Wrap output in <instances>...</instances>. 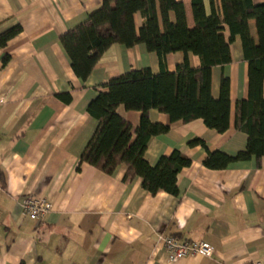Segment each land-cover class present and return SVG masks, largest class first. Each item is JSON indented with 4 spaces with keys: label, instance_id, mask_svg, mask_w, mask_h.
<instances>
[{
    "label": "crops",
    "instance_id": "1",
    "mask_svg": "<svg viewBox=\"0 0 264 264\" xmlns=\"http://www.w3.org/2000/svg\"><path fill=\"white\" fill-rule=\"evenodd\" d=\"M102 1L0 0V35L22 28L0 50V170L6 177L5 187L0 181V264H264V160L261 166L253 158L210 170L203 165L206 151L189 146L200 139L210 151L229 156L247 147L248 136L235 127L236 105L249 96V64L240 36L231 44L232 62L212 72L216 99L222 78L230 79L227 132L211 130L203 120L171 123L168 115L150 111L153 123L170 126L166 135L150 140V165L176 150L192 161L179 175L178 197L152 195L139 178L125 180L124 165L112 176L88 164L76 171L98 128L87 108L107 91L102 85L132 70L160 72L158 56L144 45H114L86 82L78 79L60 38L100 9ZM178 1L194 28L191 0ZM204 1L209 13L210 0ZM143 23L136 14L138 31ZM250 30L258 47L255 21ZM225 36L229 40L228 28ZM188 59L200 68L198 57ZM184 60L183 53L169 54V72ZM67 93L69 103L57 97ZM118 114L139 126L140 113L121 107ZM27 197L51 201L52 212L42 221L28 218L22 211ZM160 236L206 242L214 255L170 263Z\"/></svg>",
    "mask_w": 264,
    "mask_h": 264
},
{
    "label": "trees",
    "instance_id": "2",
    "mask_svg": "<svg viewBox=\"0 0 264 264\" xmlns=\"http://www.w3.org/2000/svg\"><path fill=\"white\" fill-rule=\"evenodd\" d=\"M258 0H210L207 12L204 0H191L194 28H190L185 4L178 0H103L102 6L87 20L66 32L60 43L66 52L74 74L86 82L99 61L114 45L132 49L144 45L149 53L158 56L160 72L151 69L132 70L111 79L89 104L87 113L98 122V128L87 145L76 171L88 164L112 176L120 166L127 167L125 180L141 179L142 189L152 195L164 192L179 196L178 178L192 161L180 151L161 157L152 166L146 160L150 140L166 135L170 126L153 123L150 111L168 115L171 123H190L203 120L207 128L220 134L230 129V79L223 77L220 94L212 95V72L215 67L232 62L231 44L240 36L244 57L249 64V96L236 105V129L248 136L245 150L236 156L212 152L200 139L192 140L190 147L206 151L204 167L225 170L237 162L255 158L261 166L264 160V2ZM144 23L139 31L135 15ZM174 14L175 20H171ZM255 21L259 46L251 35L250 22ZM230 31L229 40L225 29ZM22 28L14 27L0 35V50L20 35ZM173 53L185 54L174 73L169 72L166 57ZM188 55L201 61L193 68ZM10 56L4 58L7 65ZM69 103V93L57 95ZM141 114L140 124L134 126L118 114ZM0 181L6 186V177L0 170Z\"/></svg>",
    "mask_w": 264,
    "mask_h": 264
},
{
    "label": "built area",
    "instance_id": "3",
    "mask_svg": "<svg viewBox=\"0 0 264 264\" xmlns=\"http://www.w3.org/2000/svg\"><path fill=\"white\" fill-rule=\"evenodd\" d=\"M52 210L53 204L51 201L39 197H27L22 205L23 214L36 221H42ZM159 243H162L167 251L170 263H176L182 259L198 255L203 257H212L214 255L213 247L202 241H183L173 236H160ZM251 264L262 263L254 262Z\"/></svg>",
    "mask_w": 264,
    "mask_h": 264
}]
</instances>
